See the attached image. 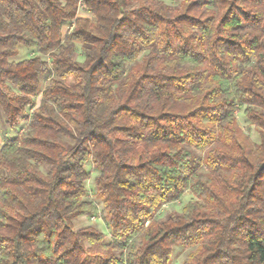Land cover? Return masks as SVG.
Instances as JSON below:
<instances>
[{"label":"trees","instance_id":"1","mask_svg":"<svg viewBox=\"0 0 264 264\" xmlns=\"http://www.w3.org/2000/svg\"><path fill=\"white\" fill-rule=\"evenodd\" d=\"M0 111V264H264V0H0Z\"/></svg>","mask_w":264,"mask_h":264},{"label":"rangeland","instance_id":"2","mask_svg":"<svg viewBox=\"0 0 264 264\" xmlns=\"http://www.w3.org/2000/svg\"><path fill=\"white\" fill-rule=\"evenodd\" d=\"M176 3L177 2L168 1V4ZM70 30L71 26H66L64 27L63 32L64 34H67ZM31 55L32 52L28 51L26 47H21L19 55L14 60L21 61L29 58ZM74 56L77 61L82 62L84 60V55L82 54L80 45H78L77 53ZM47 82L48 81L44 79V84H47ZM41 97V94L35 97L37 107L42 106L44 103V100ZM244 109V107H240L236 112L237 131L239 132L240 138L243 140L245 145H247V147L249 148H253L254 150H256L260 142L258 129L246 118V116L244 115ZM26 124L27 123L25 121H22L19 126L16 127L15 130H12L6 124L3 112L0 111V149L7 140L20 135L23 132V129L25 128ZM202 155L204 156L205 153H202ZM88 170L91 174L90 179L86 182L88 198L98 204L99 212L97 214L79 218L77 221H75L74 227L80 230L84 227L94 226L100 231L104 232L106 234L107 241H109L110 230L108 228V221L104 215L103 205L95 195V176L98 175V172L94 170L92 165H89ZM193 198V194L190 191H186L180 200L170 202L166 204L163 208H161L156 215V220L162 221L166 219L171 212H181L184 206ZM193 250L194 248H187L181 244L175 245L173 247V255L170 264H183V261L189 256V253H191Z\"/></svg>","mask_w":264,"mask_h":264}]
</instances>
